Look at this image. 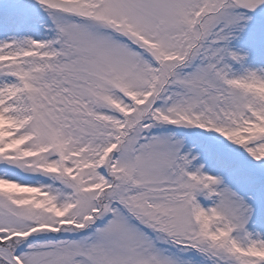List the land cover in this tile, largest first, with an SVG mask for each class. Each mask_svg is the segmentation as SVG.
I'll return each mask as SVG.
<instances>
[{
    "label": "snow or ice",
    "instance_id": "1",
    "mask_svg": "<svg viewBox=\"0 0 264 264\" xmlns=\"http://www.w3.org/2000/svg\"><path fill=\"white\" fill-rule=\"evenodd\" d=\"M0 264H264V0H0Z\"/></svg>",
    "mask_w": 264,
    "mask_h": 264
}]
</instances>
